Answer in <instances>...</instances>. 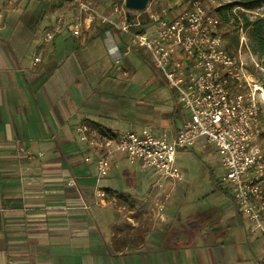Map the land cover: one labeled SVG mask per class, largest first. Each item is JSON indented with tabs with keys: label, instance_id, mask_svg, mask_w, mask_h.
I'll use <instances>...</instances> for the list:
<instances>
[{
	"label": "crops",
	"instance_id": "obj_1",
	"mask_svg": "<svg viewBox=\"0 0 264 264\" xmlns=\"http://www.w3.org/2000/svg\"><path fill=\"white\" fill-rule=\"evenodd\" d=\"M30 2L0 0V264H118L130 247L134 250L129 262L135 264L137 246H143L144 234L154 229L139 215L145 207L137 203V171L125 168L124 160L131 163L126 153L116 152L110 171L98 180L99 150L81 139L78 128L85 125L109 137L126 130L174 135L188 115H178L174 105L160 126L148 122L141 132L137 114L124 131L84 117L76 92L61 97L58 62L65 38L60 30L49 42L45 37L41 43L48 49L31 59L17 43L23 34L15 31ZM36 57L40 61L35 62ZM87 156L92 159L86 161ZM111 172H119L121 179ZM105 177L107 182L101 184ZM70 180L75 185H69ZM98 188L106 191L105 197L96 196ZM162 220L167 218L162 215Z\"/></svg>",
	"mask_w": 264,
	"mask_h": 264
},
{
	"label": "rangeland",
	"instance_id": "obj_2",
	"mask_svg": "<svg viewBox=\"0 0 264 264\" xmlns=\"http://www.w3.org/2000/svg\"><path fill=\"white\" fill-rule=\"evenodd\" d=\"M78 1L108 16L117 28L126 21L124 1L114 6L107 0ZM201 1L213 12L230 2ZM63 3L65 0H31L21 26L15 31V35L23 34L22 42L17 43L29 51L31 59L48 49L49 46L44 47L41 43L47 33H54V37L49 39L52 40L60 30L59 34L65 38L61 45L64 52L58 62L62 65L63 99L69 98L71 90L76 92L84 117L120 131L131 127L134 114H137L138 132L144 131L142 128L148 122L160 126L161 117L174 105L179 108L178 115L189 114L187 109L177 104L176 91L153 65L144 47L137 49V43L128 46L131 41L128 33L117 40L109 30H102L105 21L101 24L91 21L92 13L82 12L76 6V0H66V5L60 8ZM173 3L171 0H151L146 11H131L136 20L141 21L148 14L146 12L167 10L175 15L182 9L174 7L170 10ZM239 10L234 8V12ZM262 11L264 7L257 8L251 17ZM73 16H80L83 20L80 37L70 30ZM60 17L62 22L58 24ZM242 20L239 14V19L233 17L226 24L222 22L220 28L227 44L229 36L239 37L236 54L245 63L251 85L260 84L258 81L264 80V66L259 55L251 49ZM46 42L49 41L46 39ZM76 81L80 85H76ZM257 99L261 101L263 115L258 144L264 148V100L259 94ZM123 163L125 168L137 171V193L140 195L137 203L145 207L139 215L154 227L144 234L143 246H137L135 264H260L264 257V238L251 232L252 222L242 215L233 185L226 180L227 172L221 164L216 144L203 138L195 146L177 153L176 166L183 174L182 180L160 178L152 172L140 171L137 164L126 160ZM110 176L121 179L119 172H111ZM109 177L100 183L105 184ZM162 215L167 220H162ZM133 250L130 247L123 256H119L118 264H130L129 254Z\"/></svg>",
	"mask_w": 264,
	"mask_h": 264
},
{
	"label": "built area",
	"instance_id": "obj_3",
	"mask_svg": "<svg viewBox=\"0 0 264 264\" xmlns=\"http://www.w3.org/2000/svg\"><path fill=\"white\" fill-rule=\"evenodd\" d=\"M76 1L82 12L92 13L91 21L100 17L117 25L86 3ZM146 13L144 20L137 19V25L144 27L143 32L132 31L126 21L119 27L129 34L131 43L149 52L153 65L176 90L180 106L189 114L174 135L126 130L118 137H109L85 125L79 126L81 139L99 150L98 180L110 171V161L116 152L126 153L130 162L137 163L143 171L182 180L183 174L176 166L177 152L204 138L216 144L239 209L252 222L251 232L264 238V148L258 144L262 107L257 99L261 92L249 82L241 56L228 49L220 18L201 0H189L175 15L167 10ZM81 19L76 16L70 23L76 37L82 34ZM61 22L60 17L58 24ZM53 35L48 32L46 39ZM40 59L36 57L35 62ZM85 159L90 161L92 156ZM69 185H75V181L70 180ZM105 195L104 189L96 190L97 197ZM10 264L20 263L11 260ZM260 264H264V257Z\"/></svg>",
	"mask_w": 264,
	"mask_h": 264
},
{
	"label": "trees",
	"instance_id": "obj_4",
	"mask_svg": "<svg viewBox=\"0 0 264 264\" xmlns=\"http://www.w3.org/2000/svg\"><path fill=\"white\" fill-rule=\"evenodd\" d=\"M72 1V0H70ZM108 3L112 6H114L116 3H123L124 0H107ZM173 2V0H171ZM189 0H185L181 2H174V6L170 7V10L174 9V7H177L179 9H184V3H188ZM219 2H222L223 0H217ZM66 3V0H65ZM63 3L62 5H64ZM179 3L183 4V6ZM76 6L79 7V5L76 3ZM186 6V5H185ZM238 7L240 10L238 13L243 17V27L246 29L247 37L251 45V49L255 54H258L260 59L262 60V64L264 66V11L261 13H258L255 17H251L252 13L260 7H264V0H230L227 4L220 6L215 9V13L220 18L221 23H228L233 17L235 19H239V14L237 12H234V8ZM80 8V7H79ZM125 8V7H124ZM127 10V18L126 22L129 24V27L134 32H143L144 27L137 25L136 15L133 13V11L125 8ZM75 19L76 16H73ZM93 21L98 22L101 24L103 21L100 17H95ZM102 30H109L116 38L117 40L123 39V34H126V32H123L120 28H117L113 23L111 22H104L103 29ZM229 44H227L228 49L232 53H236L238 46H239V37L237 35L229 36ZM123 49V48H122ZM254 73V71H253ZM264 88V80L260 79L258 81ZM261 123L263 122L262 118V111L260 113ZM95 127L98 128V130L104 132L99 125H95ZM121 198H124V196H120ZM219 232V231H217Z\"/></svg>",
	"mask_w": 264,
	"mask_h": 264
},
{
	"label": "water",
	"instance_id": "obj_5",
	"mask_svg": "<svg viewBox=\"0 0 264 264\" xmlns=\"http://www.w3.org/2000/svg\"><path fill=\"white\" fill-rule=\"evenodd\" d=\"M151 0H124L125 8L134 11H146Z\"/></svg>",
	"mask_w": 264,
	"mask_h": 264
},
{
	"label": "bare ground",
	"instance_id": "obj_6",
	"mask_svg": "<svg viewBox=\"0 0 264 264\" xmlns=\"http://www.w3.org/2000/svg\"><path fill=\"white\" fill-rule=\"evenodd\" d=\"M255 89L261 92L262 98L264 100V88H263V86L261 84L255 83Z\"/></svg>",
	"mask_w": 264,
	"mask_h": 264
},
{
	"label": "flooded vegetation",
	"instance_id": "obj_7",
	"mask_svg": "<svg viewBox=\"0 0 264 264\" xmlns=\"http://www.w3.org/2000/svg\"><path fill=\"white\" fill-rule=\"evenodd\" d=\"M217 230H218V229H213L212 231H215V232H217Z\"/></svg>",
	"mask_w": 264,
	"mask_h": 264
}]
</instances>
